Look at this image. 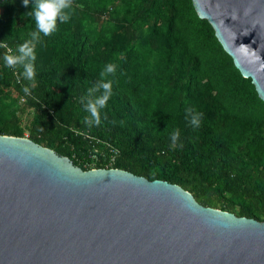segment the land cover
Here are the masks:
<instances>
[{"label": "trees", "instance_id": "16d2710c", "mask_svg": "<svg viewBox=\"0 0 264 264\" xmlns=\"http://www.w3.org/2000/svg\"><path fill=\"white\" fill-rule=\"evenodd\" d=\"M33 2L0 0V42L10 49L0 46V135L22 137L9 120L29 109L27 138L83 170L90 143L77 131L118 149L112 168L176 184L203 206L264 221V103L190 0H72L70 21H57L35 46L34 84L3 60L36 30ZM109 63L116 65L106 78L112 95L100 125L89 127L88 89ZM188 108L202 113L198 128L186 118Z\"/></svg>", "mask_w": 264, "mask_h": 264}, {"label": "water", "instance_id": "95a60500", "mask_svg": "<svg viewBox=\"0 0 264 264\" xmlns=\"http://www.w3.org/2000/svg\"><path fill=\"white\" fill-rule=\"evenodd\" d=\"M264 103V0H190ZM0 264H264V221L0 135Z\"/></svg>", "mask_w": 264, "mask_h": 264}, {"label": "clouds", "instance_id": "9594fccd", "mask_svg": "<svg viewBox=\"0 0 264 264\" xmlns=\"http://www.w3.org/2000/svg\"><path fill=\"white\" fill-rule=\"evenodd\" d=\"M24 5L29 4V0H23ZM72 0H34L32 10L29 14L35 20L36 30L30 33V39L20 44L15 54L6 53L3 56L5 67L22 68V76L25 80L35 82L34 61L36 59L35 46L41 42L42 35L50 36L55 30L57 21L60 23H68L71 19ZM3 46V45H0ZM116 72L115 64H107L101 71V80L88 89V99L85 103V110L90 114V118H85L84 123L91 127L99 126L101 123L100 110L106 107L108 100L112 95V82L107 80V76L114 75ZM22 91L25 95L31 94L29 86L23 87ZM100 92L99 96L95 93ZM95 98L93 99L92 97ZM85 98H82L84 102ZM186 118L189 119L191 126L198 128L201 123L202 113H194L193 109H186ZM179 131L171 134L173 144L179 139Z\"/></svg>", "mask_w": 264, "mask_h": 264}, {"label": "built area", "instance_id": "2783aa9c", "mask_svg": "<svg viewBox=\"0 0 264 264\" xmlns=\"http://www.w3.org/2000/svg\"><path fill=\"white\" fill-rule=\"evenodd\" d=\"M0 45H3L2 47H4L7 52L10 51L5 43L0 42ZM23 97L24 96H20V99L22 101ZM76 133L85 139H89L90 143V148L80 159L83 167H85L86 169L97 168L95 167L97 163H103V168H112L111 164L114 162L116 156L118 155V149L116 147L106 141L92 138L85 131H77Z\"/></svg>", "mask_w": 264, "mask_h": 264}, {"label": "rangeland", "instance_id": "374dc122", "mask_svg": "<svg viewBox=\"0 0 264 264\" xmlns=\"http://www.w3.org/2000/svg\"><path fill=\"white\" fill-rule=\"evenodd\" d=\"M22 100L18 98L17 104H21ZM31 118V111L25 110L24 112L16 111L13 118H10L9 123L16 124L23 130V136L27 137V127Z\"/></svg>", "mask_w": 264, "mask_h": 264}]
</instances>
